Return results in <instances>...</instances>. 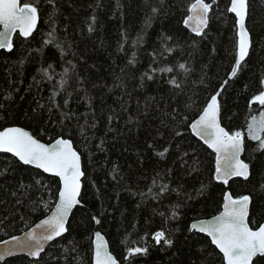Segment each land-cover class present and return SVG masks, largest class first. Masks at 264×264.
<instances>
[{"label":"trees","instance_id":"trees-1","mask_svg":"<svg viewBox=\"0 0 264 264\" xmlns=\"http://www.w3.org/2000/svg\"><path fill=\"white\" fill-rule=\"evenodd\" d=\"M192 2L41 0L33 36H15L13 51H0V130L22 127L46 143L71 139L85 172L82 204L69 220V232L47 247L42 264H92L95 228L120 264H225L209 237L187 229L194 218L218 215L226 192L251 196L250 226L264 222V150L254 151L258 142L245 138L242 158L250 162V177L225 185L214 180L215 153L189 127L229 79L235 31L230 0H217L207 36L192 33L183 23ZM248 2L249 57L221 93V124L230 131H246L251 117L264 112L258 102L249 103L264 88V0ZM180 63L191 69L187 75ZM166 67L173 72L152 71ZM173 78L182 81L179 89L169 83ZM166 147L168 153L159 156ZM0 172L3 241L51 212L60 182L5 153ZM162 185L169 191L156 198ZM177 204L180 215L172 219ZM94 216L101 221L97 226ZM158 230L174 240L172 247L155 244L152 234ZM145 245L147 255L127 257L129 247ZM34 260L16 256L0 264Z\"/></svg>","mask_w":264,"mask_h":264},{"label":"snow or ice","instance_id":"snow-or-ice-1","mask_svg":"<svg viewBox=\"0 0 264 264\" xmlns=\"http://www.w3.org/2000/svg\"><path fill=\"white\" fill-rule=\"evenodd\" d=\"M56 0H48V3L55 4ZM217 0H194L187 11L188 14L183 23L188 26L193 33L201 39L207 36L205 31L209 27V13L213 10V5ZM41 0H0V49H6L9 52L14 48V36L25 39L33 36L37 31V26L41 22L40 12ZM248 0H230V6L227 12L234 14L232 23L235 27L232 45L233 65L229 73V79L222 82L220 88L211 94L205 103L201 106L197 118L189 124L191 132L195 134L203 144L207 145L215 153V171L214 180L227 185L233 177H243L248 179L250 175V162L241 158L245 151L246 136L252 141H257V148L254 151L264 150V112H260L259 117L252 116L251 122L244 129L228 130L221 124L222 114V96L228 85L229 80L238 76L242 65L246 63L249 57V51L252 46V40L249 29L246 26V20L249 16ZM54 12L56 9L54 8ZM157 10L154 8L153 12ZM52 19V16H49ZM95 16L91 17V23L88 25V31H93ZM150 19L146 22H150ZM49 37L53 32L48 33ZM139 39V38H138ZM168 39H171L170 37ZM46 43H52L49 39ZM195 45V41L193 42ZM58 48L62 46L57 44ZM172 51V49H168ZM52 66L49 65V68ZM187 75L191 69L184 63L178 65ZM173 67L162 69H153L152 71L173 72ZM67 69L61 76L60 85L66 83L64 76L67 75ZM48 79H51L49 70L42 68ZM147 75V73L145 74ZM148 79L152 76L147 75ZM176 88L181 87L182 81L173 78L169 81ZM264 85V78L260 81ZM247 87V86H246ZM55 95V93H54ZM264 106V88L258 91L249 102ZM180 135V133H177ZM0 151L12 153L19 161L25 165H35L43 169L46 173H51L61 181V187L58 189V199L55 209L51 215L42 220L39 224L26 232L23 238L13 236L11 241H3L5 247L0 250V260L13 254L15 250L27 252L31 257L37 258L32 264H42L41 253L45 251V243L61 237L69 232V217L78 205L82 203L81 189L82 178L85 172L82 168L81 155L73 147L71 139L63 137L55 140L54 143H44L38 139L32 132L22 127H5L0 130ZM166 147L158 155L163 157L168 153ZM184 155H188L184 153ZM6 170V169H5ZM170 171V170H169ZM0 175H3L0 172ZM155 184V179L153 180ZM206 186L201 185L200 194H203ZM169 191L167 185H162L159 192L155 194L159 198L160 194ZM151 192V189H149ZM222 211L211 219H193L188 227L189 232L205 233L211 238V244H214L223 254L225 264H264V224L250 226L249 205L251 196L241 195L233 197L231 192L223 195ZM45 207H48L45 204ZM180 205L177 204L171 213L172 219H177L180 215ZM161 215H163L161 213ZM96 224L101 221L93 217ZM94 264H120V261L111 253L108 241L99 231L94 233ZM155 244L164 242L169 247L174 245V240L166 235L165 230H158L152 234ZM11 245V246H10ZM149 248L129 247L127 257L137 255H147Z\"/></svg>","mask_w":264,"mask_h":264},{"label":"water","instance_id":"water-1","mask_svg":"<svg viewBox=\"0 0 264 264\" xmlns=\"http://www.w3.org/2000/svg\"><path fill=\"white\" fill-rule=\"evenodd\" d=\"M187 28L191 31V29L187 26ZM192 32V31H191ZM193 33V32H192ZM195 34V33H194ZM196 35V34H195ZM15 37V36H14ZM251 49V48H250ZM2 50H5V51H8V50H6V49H0V51H2ZM250 52V51H249ZM12 127H17V126H12ZM25 129V128H24ZM25 130H27V131H29L28 129H25ZM31 132V131H30ZM194 134V133H193ZM195 135V134H194ZM198 138V137H197ZM65 139V138H64ZM199 139V138H198ZM43 142V141H42ZM55 141H53V142H51V143H54ZM203 142V141H202ZM44 143H46V142H44ZM50 144V143H49ZM207 146V145H206ZM73 147L75 148V146H74V144H73ZM208 147V146H207ZM209 148V147H208ZM76 149V148H75ZM212 150V149H211ZM213 151V150H212ZM0 152H2V151H0ZM5 153V152H4ZM8 154H11V155H13L14 156V154H12V153H8ZM243 154H244V152L241 154V158H242V156H243ZM18 159V158H17ZM243 159V158H242ZM19 160V159H18ZM21 162V161H20ZM23 163V162H22ZM81 163H82V157H81ZM28 166H31V167H33V168H36V169H38V170H40V171H42V172H44L43 171V169H39V168H37L35 165H28ZM82 168H83V163H82ZM45 174H47V175H49V176H52V177H55L53 174H51V173H46V172H44ZM250 174H251V172H250ZM249 177H250V175H249ZM248 177V178H249ZM55 178H57L58 180H59V178L58 177H55ZM84 178V177H83ZM83 178H82V185H83ZM235 178H243V177H233L232 179H235ZM231 179V180H232ZM244 179V178H243ZM230 180V181H231ZM229 181V182H230ZM59 182H60V187H61V181L59 180ZM83 187V186H82ZM81 193H82V189H81ZM57 199H58V197H57ZM251 204V203H250ZM79 206V205H78ZM55 209V206H54V208L51 210V212L48 214V215H46L45 217H43L42 219H40L38 222H36L31 228H29V229H27L26 231H23L21 234H18V235H14V236H19V237H21V238H23V236H24V234L26 233V232H28V231H30L32 228H35V226L37 225V224H39L42 220H44V219H46L48 216H50L51 215V213H52V211ZM74 210L75 209H73V212H74ZM223 210V209H222ZM73 214V213H72ZM72 216V215H71ZM71 216L69 217V220H70V218H71ZM249 216H250V205H249ZM211 219V218H210ZM262 224H264V222L262 223ZM95 232H97V231H95ZM101 233V232H100ZM64 234H66V233H64ZM63 234V235H64ZM201 234H203V235H205V236H207V234H205V233H201ZM62 235V236H63ZM106 240H107V238L103 235V234H101ZM61 236V237H62ZM13 237V236H12ZM12 237H10V238H7V239H5V240H3V241H11V239H12ZM208 237V236H207ZM60 237H57L56 239H54L53 241H48V242H46L45 243V250L47 249V247L52 243V242H54L55 240H57V239H59ZM210 238V237H209ZM95 239V238H94ZM210 240H211V238H210ZM3 241H0V250H3V248L5 247V245L3 244ZM108 241V240H107ZM214 245V244H213ZM11 246V245H10ZM108 246H109V242H108ZM215 246V245H214ZM216 247V246H215ZM217 248V247H216ZM218 249V248H217ZM109 250L111 251V249H110V246H109ZM219 250V249H218ZM45 252V251H44ZM43 252V253H44ZM219 252H220V250H219ZM43 253H41V255L43 254ZM112 253V252H111ZM221 253V252H220ZM113 254V253H112ZM114 255V254H113ZM223 255V254H222ZM16 256H27V257H29V258H31V259H37V258H35V257H31V256H29L28 254H27V252H23V251H18V250H15L14 252H13V254L12 255H10V256H6L3 260H0V263H3L5 260H7V259H9V258H11V257H16ZM92 264H94V242H93V256H92Z\"/></svg>","mask_w":264,"mask_h":264},{"label":"bare ground","instance_id":"bare-ground-1","mask_svg":"<svg viewBox=\"0 0 264 264\" xmlns=\"http://www.w3.org/2000/svg\"><path fill=\"white\" fill-rule=\"evenodd\" d=\"M210 14V13H209ZM247 21V20H246ZM185 25V24H184ZM185 27L187 28V26L185 25ZM188 29V28H187ZM189 30V29H188ZM0 153H4V152H0ZM5 154H8V153H5ZM8 155H11V154H8ZM11 156H13V155H11ZM13 157H15V156H13ZM16 158V157H15ZM17 159V158H16ZM22 163V162H21ZM23 164V163H22ZM25 165V164H24ZM28 166V165H27ZM218 182H220V181H218ZM82 204V203H81ZM80 206V205H79ZM98 224H96V226H97ZM95 231H99V232H101L98 228H95L94 229V232L93 233H95ZM101 234H103L102 232H101ZM104 236H105V234H103ZM106 237V236H105ZM94 235H93V241H92V244H93V242H94Z\"/></svg>","mask_w":264,"mask_h":264}]
</instances>
